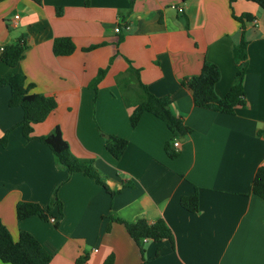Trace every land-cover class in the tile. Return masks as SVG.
<instances>
[{
    "label": "crops",
    "instance_id": "obj_1",
    "mask_svg": "<svg viewBox=\"0 0 264 264\" xmlns=\"http://www.w3.org/2000/svg\"><path fill=\"white\" fill-rule=\"evenodd\" d=\"M247 14L252 22L236 19ZM241 32L247 43L246 105L234 115L195 108L182 80L211 62L220 71L215 93L223 98L236 80L232 49ZM21 38L22 59L14 68L0 63V77L22 75L32 93L56 102L43 122L32 125L31 137L59 128L71 154L93 165L107 191L56 166L45 144L26 140L17 127L23 112L8 106L10 90L0 87V138L7 135L0 147V222L14 242L20 232L31 234L52 255L50 264H77L79 258L82 264L108 258L111 264H141L124 226L110 216L162 219L174 248L147 241L146 264H264V202L251 190L264 166L262 9L243 0H3L0 49ZM58 38H69L74 53L55 56ZM92 46L99 47L84 51ZM129 63L154 96L170 98V112L192 131L177 139L175 160L164 151L170 133L161 121L145 114L135 129L130 126L136 86L129 82L124 93L118 85ZM102 69L106 74L94 91L89 84ZM104 136L128 141L119 160L105 150ZM194 192L199 208L191 214L180 200ZM54 195L61 215L52 206ZM19 202L52 206L47 221L18 222Z\"/></svg>",
    "mask_w": 264,
    "mask_h": 264
},
{
    "label": "trees",
    "instance_id": "obj_2",
    "mask_svg": "<svg viewBox=\"0 0 264 264\" xmlns=\"http://www.w3.org/2000/svg\"><path fill=\"white\" fill-rule=\"evenodd\" d=\"M3 0H0L2 2ZM190 0H182L186 3ZM257 5L264 11V0H243ZM240 23L245 20L252 22L251 15H244L236 18ZM121 40V39H120ZM100 46V45H99ZM99 46H92L84 49L91 51ZM26 45L24 39H19L15 44L7 45L0 50V63L14 68L22 59ZM74 44L69 38H58L53 42V54L57 57H65L74 53ZM233 61L237 66L236 80L234 85L223 97L219 98L215 93V86L220 81V71L216 65L204 61L197 76L183 79L181 86L192 93V103L195 108L212 111L224 115H234L235 110L246 105L242 90L243 78L247 68V43L243 32L237 45L232 49ZM107 69L97 72L96 77L90 82L89 88L96 91L98 84L103 80ZM129 82H133L135 88L136 102L129 116V123L135 129L143 115L148 114L161 121L170 133V139L164 145V151L170 160L179 157V151L173 147V142L191 134V129L186 127L182 121L170 112L171 100L169 97H156L140 81L139 71L134 69L130 63L126 73L118 78V85L122 92L127 93ZM0 87H7L10 90L8 106L19 108L23 112V119L17 126L26 140H36L45 144L54 157L56 166L66 169L68 174H81L94 181L96 185L106 189L102 176L89 162H82L75 158L63 140L59 128H55L46 136L34 139L31 137L32 125L43 122L56 109V102L53 98L41 94L32 93L33 85L26 82L22 75H10L0 77ZM105 150L115 159L119 160L128 147V141L121 137L104 136ZM7 144V135L0 138V147ZM252 194L264 202V166L259 167L254 174L251 186ZM181 207L188 213L198 212V195L183 197L180 200ZM52 206L57 207L58 214H62V205L54 195ZM52 206L47 209L40 205L28 202H19L15 207L16 220L18 222L38 217L47 221ZM110 222L124 226L126 233L138 248L141 256V264H146L144 259V245L147 241L159 244L167 241L172 249L174 248L173 235L162 219L149 223L143 219L134 222L124 221L114 215L110 216ZM145 240V242H144ZM161 249L155 253L159 256ZM52 255L49 254L40 243L29 233L20 232L18 240L14 242L6 229L0 222V264H50ZM85 259L79 258L76 263L82 264ZM112 259L108 258L104 264H111Z\"/></svg>",
    "mask_w": 264,
    "mask_h": 264
},
{
    "label": "built area",
    "instance_id": "obj_3",
    "mask_svg": "<svg viewBox=\"0 0 264 264\" xmlns=\"http://www.w3.org/2000/svg\"><path fill=\"white\" fill-rule=\"evenodd\" d=\"M176 10H177V12H178L179 14L182 13V9H181V8H177ZM17 19H18V16H15V18H14V20H13V22H12L13 26L16 25V22H15V21H16ZM114 31H115V33H118V32H119V27H116V28L114 29ZM0 50H2V49H0ZM179 145H180V143L178 142V140H175V141L173 142V147H174L175 149H177V148L179 147ZM49 221H50L51 223H54V222H55V219H54V218H50ZM144 242H145V240H144Z\"/></svg>",
    "mask_w": 264,
    "mask_h": 264
},
{
    "label": "rangeland",
    "instance_id": "obj_4",
    "mask_svg": "<svg viewBox=\"0 0 264 264\" xmlns=\"http://www.w3.org/2000/svg\"><path fill=\"white\" fill-rule=\"evenodd\" d=\"M56 196V195H55ZM57 197V196H56ZM53 199H54V197H53ZM53 199H52V201H53ZM58 213V212H57Z\"/></svg>",
    "mask_w": 264,
    "mask_h": 264
}]
</instances>
